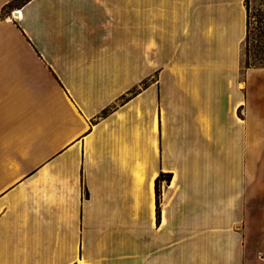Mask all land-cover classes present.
<instances>
[{
	"label": "crops",
	"instance_id": "1",
	"mask_svg": "<svg viewBox=\"0 0 264 264\" xmlns=\"http://www.w3.org/2000/svg\"><path fill=\"white\" fill-rule=\"evenodd\" d=\"M247 17L246 0H0V264H264Z\"/></svg>",
	"mask_w": 264,
	"mask_h": 264
},
{
	"label": "rangeland",
	"instance_id": "2",
	"mask_svg": "<svg viewBox=\"0 0 264 264\" xmlns=\"http://www.w3.org/2000/svg\"><path fill=\"white\" fill-rule=\"evenodd\" d=\"M249 11L251 21L250 38L246 44V37L242 44L241 67L242 72L246 67V51L251 63L258 66L264 65V33L261 34L260 28L264 29V19L258 22L260 13L264 10V0H249ZM260 26V28L258 27ZM247 35V33H246ZM257 207L254 209L252 218H248V223L252 228L254 249L260 248L261 245V231L264 228V211L261 210V202H255ZM264 206V202H263ZM258 256H263V251L258 249Z\"/></svg>",
	"mask_w": 264,
	"mask_h": 264
},
{
	"label": "trees",
	"instance_id": "3",
	"mask_svg": "<svg viewBox=\"0 0 264 264\" xmlns=\"http://www.w3.org/2000/svg\"><path fill=\"white\" fill-rule=\"evenodd\" d=\"M248 1L249 0H246V8H247V15H248V17H247V35H246V39H245L246 40V44H247V42H248V40L250 38V33H251V26H250L251 21H250V11H249V3H248ZM261 18L264 19V10L260 13V17L258 19V22L261 21ZM258 27L260 28V26H258ZM259 30H260L261 34L264 33V29L260 28ZM246 56H247V58H246V67H248V66H258L256 64L250 62V59L248 57V52L247 51H246ZM262 66H264V65H262ZM163 177H165L167 179V181L169 182L171 180V173H168L167 175L162 173L160 176H158L156 178V208H157L158 219L160 218V207H161L160 205H161V193H162V191H161V179Z\"/></svg>",
	"mask_w": 264,
	"mask_h": 264
},
{
	"label": "bare ground",
	"instance_id": "4",
	"mask_svg": "<svg viewBox=\"0 0 264 264\" xmlns=\"http://www.w3.org/2000/svg\"><path fill=\"white\" fill-rule=\"evenodd\" d=\"M16 12H17V13H16ZM16 12H14V16H15V17H18V16H19V15H18V14H19V11H16Z\"/></svg>",
	"mask_w": 264,
	"mask_h": 264
},
{
	"label": "built area",
	"instance_id": "5",
	"mask_svg": "<svg viewBox=\"0 0 264 264\" xmlns=\"http://www.w3.org/2000/svg\"><path fill=\"white\" fill-rule=\"evenodd\" d=\"M14 13V12H13ZM15 17V16H14Z\"/></svg>",
	"mask_w": 264,
	"mask_h": 264
}]
</instances>
